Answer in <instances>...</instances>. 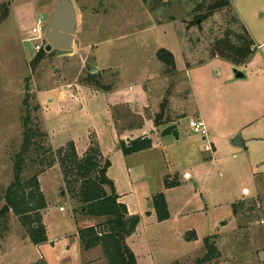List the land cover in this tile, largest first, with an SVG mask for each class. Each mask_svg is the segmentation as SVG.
Returning <instances> with one entry per match:
<instances>
[{"label":"rangeland","instance_id":"obj_1","mask_svg":"<svg viewBox=\"0 0 264 264\" xmlns=\"http://www.w3.org/2000/svg\"><path fill=\"white\" fill-rule=\"evenodd\" d=\"M58 1L0 0V210L15 181L24 122L29 120L36 131L35 144L41 147L34 145L27 153L22 183L27 185L37 176L46 207L30 213L41 214L48 235L39 249L29 237V226H24L21 216L11 210L0 222V264H33L42 258L46 264H65L64 259L67 264H110L102 246L84 253L85 260L79 259L83 250L78 251L79 229L91 224L99 228L105 218L77 212L82 202L71 140L79 159L94 140L110 160L108 176L124 193L130 211L141 217L131 239L141 264H196L207 252V237L215 241L220 252L213 264H264V125L259 121L241 131L245 146L213 153L214 160L204 161L209 154L204 149L206 141L190 126L197 110L195 99L185 70L178 71L187 63L196 65L212 58L219 59L205 69L206 80L210 75L222 78L224 73L234 74V69H239L213 50L214 43L230 26L238 28L232 23L235 13L256 46L253 62L245 67L248 79H241L253 85V98L248 104L238 101L237 106L255 115V99L264 97V0H232V12L218 11L188 27L197 15L195 3L189 0H73L78 14L74 47L52 50L33 65L37 51L27 38L32 36L38 16L49 22ZM87 12L93 16L85 20ZM86 27H90L89 36L98 44V50L91 53L80 49L81 33ZM161 48L174 54L176 74L165 73V63L157 56ZM89 66L99 67L94 73L102 87L88 80ZM141 82H145L149 106H112L107 92ZM211 90L208 86L203 93L210 97ZM162 103L172 116L190 113L183 117L181 127L191 134V149L179 145L178 139L167 143L160 136L163 145L152 153L156 161L151 157V167L145 166L144 174L139 176L128 172L119 135L131 131L124 129L130 122L139 124L142 117L146 121L148 115L159 113ZM133 132L123 140L141 135ZM61 146L70 154L68 174L61 165V156L56 155L52 162V154ZM142 158L137 157L139 163ZM187 169L192 178L186 185L171 187L168 194L161 190L166 194L170 215L159 221L151 188L162 184L161 171L166 173L164 183L167 176L170 181H182ZM254 174L257 179L252 177ZM26 188L35 192L37 187ZM36 194L24 203L39 206L41 195ZM241 200L246 207L257 203V208L251 212L246 208V215L241 211L236 216L233 203ZM253 214L256 220L249 221L247 216ZM89 255L95 260L86 261Z\"/></svg>","mask_w":264,"mask_h":264},{"label":"trees","instance_id":"obj_2","mask_svg":"<svg viewBox=\"0 0 264 264\" xmlns=\"http://www.w3.org/2000/svg\"><path fill=\"white\" fill-rule=\"evenodd\" d=\"M189 1L195 3L194 12L197 13V15L194 16L187 27L190 24L198 25V21L200 19L205 21L218 11L225 9H228L231 12L233 11L232 0ZM232 23H235L238 28L233 29L232 26H230L225 31L224 36L219 38L214 43L213 50L218 52L227 61L235 65H243L248 63L253 58L256 46L250 31L235 13L233 14ZM46 55H48V52H46L45 49L37 52L35 58L33 59V65L38 64L46 57ZM157 56L162 63H165V73L176 74L177 68L175 64V57L171 51L166 48H161L157 52ZM89 68L87 70L88 80L92 85L100 86V82L97 79V73L91 72ZM148 117L152 120L153 125L159 129L163 126L175 123L176 120L181 119L184 116L181 114L172 116L168 112V107L166 108L165 104L162 103L160 112L149 115ZM28 122L29 120H25L24 122L25 129L23 131V146L15 163V181H13L8 188L6 198L7 203L0 210V222L3 217L13 210L17 215L21 216L23 225L29 226V237L31 241L35 245H40L47 241L46 227L42 225L41 214L37 212L34 215L31 214L30 211L44 209L46 207V202L44 201L41 190H39V181L37 176L33 177L30 182H27L29 183L27 185L22 183V171L25 166L27 153L34 145L38 148L41 147V144H35L34 139L36 131L28 124ZM144 123L145 119L142 117L139 124L132 121L124 129L131 131L134 129L135 131H140L144 129ZM69 145H71L73 156L77 159L72 163L75 164L76 174L80 178L79 196L82 206L80 207V211L78 210L77 212H80L84 216L105 218V221L102 222L103 226L100 225L99 228L97 226H88L79 229L78 233L81 248L83 250H90L96 246H102L110 264H138L136 255L128 245L127 240L137 229V226L141 222V217L137 214L130 215L127 205L119 200L120 195L116 191L115 182L107 174L108 168L111 165L110 160L102 155L97 141L94 142V140H90L89 150L82 157V159L77 157L78 153L75 149L76 145L73 140L69 142ZM120 146L124 154L128 155L151 148L153 146V141L150 137L146 136L138 143L128 146L126 141L121 139ZM56 155L61 156V165L68 174L71 168L69 166L70 154H68L67 150L61 146L55 153L52 154V162L56 161ZM168 178L169 176H167L164 181L166 188L176 187L181 183L179 179L176 181H170ZM28 185L37 187L36 191H27L26 186ZM36 192L39 194L41 193V202L39 206L33 207L30 204H27L28 202L24 203L28 199L27 197L34 199L36 195H38ZM153 203L157 210L159 221L169 218L170 214L164 192H158L153 197ZM245 205L246 202L243 200L233 203L234 215L238 216L241 211L243 213V210L246 208L249 212L255 211L257 208V203L247 205L248 207ZM243 217V220H245V216ZM247 217H249V221L256 220V214ZM205 247L207 248L206 254L202 258L198 259L196 264H213V260L220 253L215 245V241H213L210 237L205 238ZM33 264L46 263L42 258Z\"/></svg>","mask_w":264,"mask_h":264},{"label":"crops","instance_id":"obj_3","mask_svg":"<svg viewBox=\"0 0 264 264\" xmlns=\"http://www.w3.org/2000/svg\"><path fill=\"white\" fill-rule=\"evenodd\" d=\"M57 6V5H56ZM99 13V12H97ZM97 13L95 15H97ZM92 13L84 14L85 20L89 16L91 17ZM94 15V16H95ZM93 16V15H92ZM34 26V25H33ZM91 27V26H90ZM90 27H86L85 29L82 30L81 33V38H80V49L83 50L85 49L88 53H91L95 51V49L98 50V44L95 40L92 39L91 36H89V33L91 31ZM93 29V26H92ZM77 39V37H76ZM75 43V40H74ZM258 47V46H257ZM215 59L219 58H212L209 59L203 63L196 64V65H189L188 63L186 64L185 69H177L179 73H182L185 70L186 77L188 79L189 87H190V92L193 95L195 99V104H196V113L192 116H195V119H199L205 122V125L207 127L208 135L206 137V140L210 138V142L213 144V151H206L209 154L204 157V161L209 160L210 158L214 160L213 153L218 154L221 153L224 150H230L237 148L233 144V138L239 134L241 136V141H242V146H245V141L242 137L241 131H243L245 128L252 126L256 122H261L264 125V97L262 96L259 99H255L256 103V114L252 115L251 112L248 113L249 110H246V108H240L238 107V101L247 103L252 100L251 94V89L253 88V85L251 87V84H247L244 81H241V79H237L234 77V74L231 72L227 73L224 77L222 75V78H216L217 76H212L210 75L207 77V80L204 79V75L207 73L206 68L208 65L212 62L215 61ZM226 61V60H225ZM253 62V58L250 60V62L246 63L245 65H233L238 67L240 70H242L246 77L243 79L247 78V71L245 70L246 65L249 63ZM91 67V66H90ZM248 79V78H247ZM246 81V80H245ZM141 85H143L141 88ZM208 86L213 89L211 90V96L205 95L204 89L208 88ZM236 89L240 90L239 92L236 91ZM250 91V92H249ZM262 91V90H261ZM107 95L109 99H111L112 106H141V107H147L150 104V99L148 95L147 88L145 87V82L141 83H130V85H124L120 86L117 89H114L110 92H107ZM65 97V96H64ZM102 97V95H101ZM200 97L203 99L201 100ZM208 97V98H207ZM214 97L215 100L212 98ZM103 98V97H102ZM235 101L233 102V100ZM243 105V104H242ZM246 110V111H245ZM245 111V112H244ZM251 113V114H250ZM181 115L184 116V118L187 116V114H190L188 112H181ZM178 115V114H177ZM149 116V115H148ZM176 116V115H175ZM184 118L178 119L175 121V123L178 125L179 133H180V138L178 139L179 145H182L184 147H189L191 149V143L192 139H190L189 136H191L190 132L184 129L182 130V121ZM192 119H194L192 117ZM191 119V120H192ZM165 126L157 129L153 123L152 120L147 117L145 121V127L143 130H138L136 132L140 134H146V136L150 137L153 141V146L149 149H145L136 153L128 154L125 155L123 154L125 161H126V168L127 171H134L138 176L141 174H144L145 169L147 167H151L150 162L153 163L152 158L155 160V158L152 156V153H154L156 150L159 149L163 144V142L160 140V131L164 128ZM130 132V133H129ZM128 133L126 132L124 136H127L128 134L132 135L134 132L129 131ZM120 140L125 138L123 135H119ZM162 137V136H161ZM165 141L172 142L177 140L174 136H165L163 137ZM167 139V140H166ZM203 140H205V137H202ZM171 143V144H172ZM128 145V144H127ZM205 149V148H204ZM191 154V152H189ZM195 153V152H193ZM139 156L143 157V160H139L140 163L137 160V157ZM192 160H195V157L190 155ZM189 156V158H190ZM152 157V158H151ZM132 161V162H129ZM156 161V160H155ZM193 162V161H192ZM146 168L144 169V167ZM155 167V166H153ZM152 167V168H153ZM140 171L139 173L135 171ZM179 172V171H178ZM130 174V173H129ZM163 174H166L165 171H161L159 176L161 179V183L155 185L153 188H151V197L156 195L158 192H162L161 190L164 189L165 193L168 194V191H170L171 188H166L165 184L163 183ZM136 175V176H137ZM183 175V174H182ZM184 179H182L181 183L178 185V187H181L183 184L188 183V178H192V172L187 169V171L183 175ZM254 179H257L255 174L252 176ZM133 184L131 180V176L129 179ZM116 191L120 195L119 200L127 205L129 214L133 215L135 213H132L129 208L128 202L125 200V195L122 193L118 186L116 185ZM177 187V186H176ZM174 188V187H173ZM165 194V196H166ZM151 197H149L151 199ZM149 199V200H150ZM167 199V197H166ZM92 225V224H91ZM88 225V226H91ZM134 235V234H133ZM131 235L128 238V244L135 253L137 257L138 264H141V260H139V255L135 248L131 244V239L133 237ZM48 237V235H47ZM46 242L36 245L39 249L45 244ZM100 246H97L95 248H92L87 251L81 250L80 247V242L78 244V251L81 250L80 252V258L79 259H84L83 254L85 253H91L92 251H95L99 248ZM101 248V247H100ZM102 250V248H101ZM98 251V250H97ZM67 259V258H66ZM85 260V259H84ZM94 261L95 259H91V256L87 257L86 261ZM67 264V260L64 259ZM79 264V263H78ZM154 264L156 262L154 261Z\"/></svg>","mask_w":264,"mask_h":264},{"label":"water","instance_id":"obj_4","mask_svg":"<svg viewBox=\"0 0 264 264\" xmlns=\"http://www.w3.org/2000/svg\"><path fill=\"white\" fill-rule=\"evenodd\" d=\"M201 20L198 21L200 23ZM78 28V14L73 0H59L54 10L51 19L45 29V37L47 39V45L45 47L46 52L52 50H71L74 47V40L77 34ZM99 67L91 66V72H97ZM235 78L243 79L246 77L245 73L235 68ZM174 136L176 139L180 138L178 125L172 123L165 126L160 131V136ZM146 137V134H141L135 138H126L128 146H132L138 143L142 138ZM233 144L235 146H242L241 136L237 134L233 138Z\"/></svg>","mask_w":264,"mask_h":264},{"label":"built area","instance_id":"obj_5","mask_svg":"<svg viewBox=\"0 0 264 264\" xmlns=\"http://www.w3.org/2000/svg\"><path fill=\"white\" fill-rule=\"evenodd\" d=\"M47 25L48 22L45 21L44 17L38 16L36 24L31 29L32 36L27 38V41L34 42V49L37 52L41 51L42 49H45L47 45V39L45 37V29ZM190 126L193 128L194 132L199 133L203 137H205V150L213 151V144L210 141L206 140L208 131L205 122L199 119H192L190 121Z\"/></svg>","mask_w":264,"mask_h":264}]
</instances>
